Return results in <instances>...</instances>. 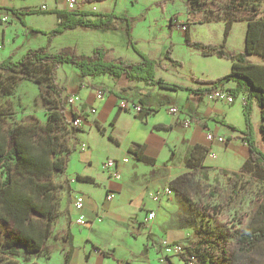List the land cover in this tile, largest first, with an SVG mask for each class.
I'll return each mask as SVG.
<instances>
[{
    "label": "trees",
    "instance_id": "obj_1",
    "mask_svg": "<svg viewBox=\"0 0 264 264\" xmlns=\"http://www.w3.org/2000/svg\"><path fill=\"white\" fill-rule=\"evenodd\" d=\"M215 1L185 0L187 24L208 22L210 15L220 8L239 15L247 14L244 50H228L224 41L222 44H212L192 40L186 26L184 33L188 45L199 50L202 55L213 54L226 58L231 63L228 73L215 79H196L198 83L195 87L156 77L157 61L139 50L136 51L141 59L130 62L122 58L109 59L108 49L104 46L95 47L90 54H78L68 47L51 52L46 43L28 48L19 58H15L12 53L0 60V99L11 97L15 93L18 80L25 78L38 84L48 110L45 122L37 118L24 121L16 118L12 109L3 112V104L0 102V264H41L36 257L51 252L50 240L57 235L53 234L54 225L60 214L67 212L66 209H61L60 193L64 189L70 191L65 170L68 155L74 146L69 145L68 140L70 137L75 138V133L81 131L82 127L72 125L65 114L70 94L64 93V87L57 81V69L64 63H71L82 76L107 74L114 79L124 77L128 81H139L171 91L184 90L200 97L214 89L224 88L227 82L233 81L234 86L226 89L233 95L234 101L240 94L244 95L242 113L245 128L240 132L243 134L241 139L248 146L249 158L243 166L254 165L264 174V151L253 137L251 121L255 103L259 109V130L264 142V63L249 59L250 55L256 54L264 60V14L256 17L254 12L247 13L244 9L246 0H227L221 7H210ZM3 8L9 10L24 26V17L27 14H55L59 20L51 30L31 28L48 37L75 28L112 30L121 21L125 22L130 36V19L114 12L58 8L18 10L8 6ZM232 22L229 20L224 25V39ZM149 96L146 93L137 102L141 107L135 113L138 119H143L145 115L168 104V101H158L155 106H148ZM118 98L127 100V96L121 93ZM78 115L79 113L74 112L72 118ZM192 119L197 120L195 117ZM215 120L232 130H238L224 119ZM139 146L134 143L128 151L138 160L152 161L141 153ZM209 151L208 147L200 144L190 146L185 158L186 166L192 169L202 167ZM76 178L89 177L76 175ZM191 181L189 171L175 177L169 182V186L180 194L184 191V185ZM240 222L239 226L224 231L195 229L194 242L186 247L181 244V251L178 252L183 264H236L234 251L243 255L252 253L258 244L264 243V210L258 211L256 218ZM132 235L136 237L138 233ZM147 236L151 237V233L147 232ZM58 237L68 243L69 247L65 252V263L68 264L75 248L73 234L66 228L58 233ZM101 252L112 256L109 251Z\"/></svg>",
    "mask_w": 264,
    "mask_h": 264
},
{
    "label": "rangeland",
    "instance_id": "obj_2",
    "mask_svg": "<svg viewBox=\"0 0 264 264\" xmlns=\"http://www.w3.org/2000/svg\"><path fill=\"white\" fill-rule=\"evenodd\" d=\"M46 1L49 5H53V0ZM226 1L216 0L210 7H221ZM93 4L99 10H107L120 16L126 15L130 19V36L126 31L125 22L121 21L118 27L112 30L68 29L52 37L36 34L30 42L35 47L48 43V50L51 52L60 51V48L64 46V48H71L78 54H90L95 47L104 46L108 49L109 59L122 58L130 62L141 59L136 51L139 50L157 61L156 77L187 85H197L196 79H215L223 76L230 71L231 63L230 60L213 54L202 55L199 50L188 45L184 33L186 26L192 40L212 44H222L224 41V46L228 50H244L247 14L239 15L220 8L210 15L208 22H191L187 24L185 0H102L101 3L96 0ZM245 4L244 9L247 13L249 11L254 12L256 17L264 14V0H246ZM45 15L48 14L31 16L35 17V20L32 21L42 23L51 29V22H47ZM229 20L233 22L227 37L224 39V25ZM20 56L17 55L15 58ZM260 58L256 54L250 55L251 61ZM57 77L59 84L64 87V93L72 91L69 99L73 100L69 101L68 99L65 111L69 121L73 119L72 113L78 114V107L83 103L76 93L78 87L91 86L88 90L93 92L95 97L99 90L107 95L109 93L107 89H110L109 87L114 84L118 91L121 90V85L126 84V86H129L131 92L126 89L121 92L129 95L134 100H139L140 94L138 92L145 93L137 84L143 82L128 81L124 77L114 79L107 74L82 76L71 63L62 64L57 69ZM17 83L15 93L11 97L0 99L3 104V112L6 113L9 109H12L18 119L29 121L32 118H37L41 122H45L48 110L38 84L25 78L19 79ZM180 91L182 90H178L179 93ZM163 92L173 93L171 90L156 86L149 88L148 102L150 105L155 106L158 101L165 102ZM181 95L179 94L176 99L180 100ZM239 104L240 101L237 98L233 105L239 106ZM176 107L181 111L178 105ZM90 108L89 104L85 107L86 113ZM227 114V119L230 118L235 124H241V114L238 107L232 108L230 113L228 111ZM251 121L253 124V137L257 145H262L264 148L259 130L260 115L255 103L253 104ZM223 127L222 125L217 126L218 129ZM86 128L88 134L94 135V128H89V126H86ZM210 133L213 136L215 135L213 132ZM216 135L221 138L218 139L221 146L216 145L215 149H211L207 153V158L202 167L190 170L192 181L188 185H184V191L173 200L176 204L175 210H165L160 216L156 214L155 219L149 223V229L144 230L136 225L132 226L133 223H129L126 243L118 245L116 252L114 248L107 249L114 254L120 264H183L180 253L172 250L167 251L164 242L167 245L180 242L186 247L194 242L196 238L195 229L209 231L232 229L234 226H239L240 221H249L253 217L256 218L258 211L264 210V174L254 165L244 167V162L235 166L227 163L225 158H231L233 155L231 150L225 151V149L231 147L230 140L226 135ZM213 140L214 138L211 139V141ZM68 143L73 145L75 142L70 137ZM93 146L101 151L94 157L93 169H98L99 163L107 158L105 150L108 149V143L101 140ZM60 196L61 209H66L67 212L60 214L54 225L53 234L57 235L50 240L51 252L36 257V260L41 264H66L65 252L69 246L67 241L59 238L60 236L58 237V233L66 228L68 213L71 211L75 218L76 211L72 205V193L64 189L61 191ZM159 221L162 223L161 230L152 232V223L155 222V227H157ZM72 226L74 230L77 227L74 222ZM148 231H150L151 237L147 236ZM139 232H142L143 235L137 236L135 239L131 236L132 233ZM83 243L84 238L76 231L74 240L76 247L74 260L76 262L80 261V253L84 249ZM125 246L129 248L127 254L124 250ZM143 247L146 249H143ZM233 258L236 264H264V243L258 244L253 252L248 255L234 251ZM76 262L71 261L68 264H117L109 257L95 255L89 263Z\"/></svg>",
    "mask_w": 264,
    "mask_h": 264
},
{
    "label": "crops",
    "instance_id": "obj_3",
    "mask_svg": "<svg viewBox=\"0 0 264 264\" xmlns=\"http://www.w3.org/2000/svg\"><path fill=\"white\" fill-rule=\"evenodd\" d=\"M79 1L81 10H92V7H95L96 11L109 12L97 9L93 4L96 0ZM101 1L97 0L99 3ZM41 5H45V9H65L63 0H53V5H49L46 0H0V55L2 56L0 60L12 53L14 57L22 55L28 48L35 47L30 40L35 38L36 34L41 33L35 32L31 28L49 31L55 27L59 20L53 13L45 15L47 22H51L52 28L50 29L42 23L32 21L35 20V17L31 16L39 14H27L24 17L26 23L24 26L9 10L3 7L8 6L24 10L40 9ZM1 18H5L6 21H2ZM63 48L64 46L60 49ZM253 62L264 63V60L260 58L255 59ZM137 84L140 89L145 91V93L138 92L140 97L148 93L149 88L152 87L144 83ZM113 86L114 88H112ZM121 86V90L118 91L115 88V84L111 85L110 89H107L109 93L105 95L103 92L104 94L100 99H97L93 92L88 90L91 86L87 87V85H84L76 90L81 102H83L78 107V113L82 117V130L76 132L75 138H73L75 143L68 155L65 176L68 179L69 192L73 194V197L76 193L84 195V206L80 213L86 218V223L83 225L76 223L75 219L79 212L74 208L76 211L75 218L71 211L68 213L66 228H69L73 234V243L76 231L84 238V249L80 253V261L76 262L74 260L75 247L70 262L89 263L94 255L98 257L105 256L113 261H118L111 251L109 252L112 253V256H106L101 251H108V248H114L116 252L118 245L125 244L126 238H128L129 223H133L132 226L136 225L144 230L149 229V223L155 218L151 222L145 221V215L148 210H155V213L159 216L165 210H175L176 204L173 200L177 198L178 194L174 189H172L170 195L164 197L160 202L153 201L149 193L156 188L169 185V182L175 177L192 169L185 164V158L190 146L200 144L208 147L211 151V149H215L216 145L221 146L218 142V139L221 138L216 134H223L230 140L231 145L225 151L231 150V153H233L231 158H225L227 163L235 166L242 164L249 158L248 146L241 139L243 134L240 132L245 128L242 113L243 94L237 97L240 101L238 106L233 105L237 98L233 104H226L220 101H211L205 96L200 97L184 90L180 91V93L178 91H172L173 93L163 92V97L165 101H168V104H165L157 111L150 112L143 119H138L135 113L118 108V101L121 99L118 98V94L125 95L121 92L122 88H126L129 92L132 91L126 84ZM187 86L195 87L197 85ZM232 86H234V82L226 83L224 88ZM71 92L68 93L72 95ZM179 94H182L180 100L176 99ZM126 96L129 102H138V100L132 99L129 95ZM147 103L148 106L153 107L148 100ZM88 104L95 108V112L92 113L88 110L86 113L85 107ZM170 104L180 107L181 111H179L178 115H173L168 111ZM237 107L241 114V124H235L230 118L227 119V112L229 111L230 113L232 108ZM187 117L191 119V124L189 127H184L183 120ZM192 117L197 120L192 119ZM216 118L224 119L228 124L236 126L238 130H232L229 126L216 121ZM203 125H205V128ZM218 125L227 128L218 129ZM86 126L95 129L94 135L86 132ZM209 132L215 134L213 141L208 140L206 137ZM108 136L112 138L110 139ZM101 140L108 143V149L105 150L107 157H114L118 160L124 156L129 158L127 163L119 164L120 179L109 177L103 168L105 160L99 163L98 169H93L94 157L97 153H101L93 145ZM134 143L139 144L141 153L150 157L152 161L144 162L136 159L134 154L128 151V148ZM259 147L264 151L262 145ZM76 175L89 178L77 179ZM107 190H111L113 193L111 199L105 197ZM73 222L77 225L75 230L72 226ZM161 224V221H159L157 227H155V222H153L151 231H160ZM167 224L169 223L167 222ZM142 235L143 233L139 232L137 236ZM131 236L134 239L137 238V236ZM128 249V247L124 249L126 254Z\"/></svg>",
    "mask_w": 264,
    "mask_h": 264
},
{
    "label": "built area",
    "instance_id": "obj_4",
    "mask_svg": "<svg viewBox=\"0 0 264 264\" xmlns=\"http://www.w3.org/2000/svg\"><path fill=\"white\" fill-rule=\"evenodd\" d=\"M65 9L67 10H81L80 9V1L79 0H63ZM41 9H45V5L40 6ZM92 10L95 11V7H92ZM2 21H6L5 18H1ZM103 92L101 90L97 91L96 98L100 99L103 96ZM205 97L208 100L211 101H220L226 104H231L234 102L233 95L226 89V88H217L214 89L212 92L205 95ZM73 99H69V101H72ZM118 107L125 111H131L133 113H138L141 109L140 104L137 102H129L126 99H119L118 101ZM168 111L173 115H178L179 110L175 105H171L168 107ZM90 112H95V108L91 107ZM82 121V117L79 115L76 118L72 119L71 123L74 126H79ZM191 124V119L189 117L185 118L183 120V126L189 127ZM206 137L208 140L211 141L214 136L209 132L206 134ZM129 161V158L124 156L120 160L115 159L114 157H107L103 163L104 170L108 173L109 177H112L114 179H120L121 173L119 171V164L120 163H127ZM172 193V188L169 185H164L162 187L156 188L155 190L151 191L149 193L150 198L155 202H160L164 197H167ZM107 199H111L113 197V193L111 190H107L106 196ZM73 208L78 211V216L76 217V223L79 225H83L86 223V218L80 213L81 209L84 206V195L82 193H76L72 200ZM156 216L155 210H148V212L145 215V221L151 222ZM166 247V250H172L174 252L181 251V243L179 242H173L171 244L163 243Z\"/></svg>",
    "mask_w": 264,
    "mask_h": 264
}]
</instances>
